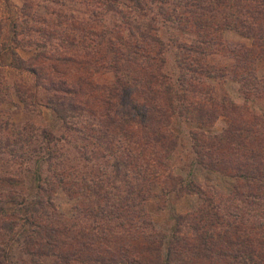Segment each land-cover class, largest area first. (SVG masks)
<instances>
[{
	"label": "trees",
	"instance_id": "trees-1",
	"mask_svg": "<svg viewBox=\"0 0 264 264\" xmlns=\"http://www.w3.org/2000/svg\"><path fill=\"white\" fill-rule=\"evenodd\" d=\"M74 1L85 17L0 0V66L18 75L23 110L45 108L55 120L25 122L3 142L16 167L0 174V264H264V115L214 98L208 84L225 73L208 49L231 24L250 43L230 50V78L243 98L264 92L253 73L264 59V0ZM163 25L189 36L164 38ZM17 48L33 52L22 58ZM174 115L196 125L198 167L233 178L226 195L174 172ZM219 115L222 132L201 128ZM31 161L33 171L20 169ZM155 185L199 199L174 216L169 236L152 229L145 209ZM57 189L74 199L68 216L53 202Z\"/></svg>",
	"mask_w": 264,
	"mask_h": 264
},
{
	"label": "rangeland",
	"instance_id": "rangeland-1",
	"mask_svg": "<svg viewBox=\"0 0 264 264\" xmlns=\"http://www.w3.org/2000/svg\"><path fill=\"white\" fill-rule=\"evenodd\" d=\"M11 1L16 7H19L22 2V0ZM32 1L33 12L41 16L47 14L45 11L46 7H44L45 2L51 4V6L64 10L67 15L73 14L76 17L86 16V9L79 3V1L60 0L56 4L48 0ZM99 15L102 23L105 25L112 24V19L114 17L108 12L100 11ZM162 29L164 38H167L168 35H170V33H168L169 30V32H174L173 34L183 36L182 38L189 36L186 35V33L179 34L178 30L165 25H163ZM219 36L221 44L213 45L208 51H212L210 57L212 60L211 62L219 69H223V72L225 73L218 79L208 81V84L212 86V96L217 98L226 95L238 105L245 104L250 112L264 115V92L260 95V92L256 93L255 90H252L250 94L245 95L246 98H243L239 84L230 78V74L234 71L232 68L233 60L232 58H228V55H231L230 50L248 46L250 40L242 36L239 29L231 24L225 25L220 31ZM168 48L169 50L164 52L165 66L172 70L174 67L172 61V47L169 45ZM32 52L33 50L31 48H17V53L22 58L28 57ZM253 69L254 75L261 78L262 82H264V59H257L253 65ZM16 76L18 75L11 73L4 66H0V174L12 173V169L16 167V165H12L15 157L10 156L5 151L3 144L5 138L15 136L16 130H19V127L21 128V125L25 122H31L32 124L40 126L47 125L50 127L52 124H55L54 118L45 108L37 107L31 111H25L22 109L20 102L14 95L15 92L13 91V86L18 82ZM101 78H103V76L98 80ZM226 126V117L219 115L210 126L201 128L206 132L211 133V135H215L222 132ZM193 128H196L194 123L185 121L175 115L171 118L170 129L178 136L177 145L170 155L171 166L176 174H180L185 177V179L194 180L201 187L211 189L219 195H226L231 189L234 181L233 178L219 172L200 168L194 162V155L191 151V139L189 136V130ZM14 148L18 152V145ZM24 166L30 168L31 171L34 170V164L32 161L29 163H21L20 169H23ZM20 175H22L21 179L27 181V174L23 173ZM53 202L57 209L64 215L68 216L73 212L72 205L74 199L69 197L63 190L57 189L53 193ZM198 203L199 199L195 194L186 193L177 197L174 193H162V191L159 190V187L155 185L151 189V196L145 202V209L149 214L152 229L169 236L174 216L195 209ZM45 264H50V260H47ZM118 264L127 263L122 261Z\"/></svg>",
	"mask_w": 264,
	"mask_h": 264
}]
</instances>
